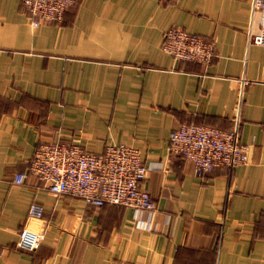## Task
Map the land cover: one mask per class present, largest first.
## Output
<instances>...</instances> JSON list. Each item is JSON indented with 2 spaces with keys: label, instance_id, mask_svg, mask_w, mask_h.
Listing matches in <instances>:
<instances>
[{
  "label": "crops",
  "instance_id": "obj_1",
  "mask_svg": "<svg viewBox=\"0 0 264 264\" xmlns=\"http://www.w3.org/2000/svg\"><path fill=\"white\" fill-rule=\"evenodd\" d=\"M251 0H72L60 20L32 26L20 0H0V264H264V45ZM178 26L214 40L208 65L161 49ZM247 160L195 174L168 149L183 123L228 129ZM53 140L100 153L136 147L139 186L155 211L52 193L27 173ZM17 172L24 181L13 182ZM41 204L40 220L28 205ZM45 223L39 246L19 230Z\"/></svg>",
  "mask_w": 264,
  "mask_h": 264
},
{
  "label": "built area",
  "instance_id": "obj_2",
  "mask_svg": "<svg viewBox=\"0 0 264 264\" xmlns=\"http://www.w3.org/2000/svg\"><path fill=\"white\" fill-rule=\"evenodd\" d=\"M166 1V0H165ZM30 24L60 20L72 0H20ZM251 11H259L258 30L248 35V41L264 45V0H251ZM161 49L176 60L209 64L214 56V40L171 26L163 32ZM237 120L223 129L206 124L183 123L168 133V149L190 161L199 175L216 166H233L247 160L248 145L239 141ZM148 170L136 147L125 142L106 144L100 153L84 150L78 143L58 140L39 144L29 163L28 172L44 182L52 193L68 192L80 196L86 203L101 206L105 202L132 208L134 214L146 217L137 221L144 225L155 211L149 192L139 186ZM26 172H17L15 184L24 181ZM43 208L37 202L28 205L30 218L40 220ZM45 223L22 227L16 246L35 250L43 237Z\"/></svg>",
  "mask_w": 264,
  "mask_h": 264
}]
</instances>
